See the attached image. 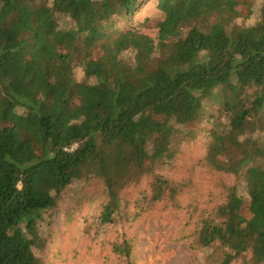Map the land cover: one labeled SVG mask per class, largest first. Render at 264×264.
<instances>
[{"label":"trees","instance_id":"1","mask_svg":"<svg viewBox=\"0 0 264 264\" xmlns=\"http://www.w3.org/2000/svg\"><path fill=\"white\" fill-rule=\"evenodd\" d=\"M203 133L233 178L216 207L156 174ZM144 178L148 217L188 211L198 264H264V0H0V264H45L55 211L95 184L104 238Z\"/></svg>","mask_w":264,"mask_h":264},{"label":"rangeland","instance_id":"2","mask_svg":"<svg viewBox=\"0 0 264 264\" xmlns=\"http://www.w3.org/2000/svg\"><path fill=\"white\" fill-rule=\"evenodd\" d=\"M151 35L155 36V33ZM205 120H209V114ZM215 122L213 119L211 124ZM208 141L203 133L195 142L174 145L176 148L171 149H177L176 165L166 170L160 168L156 174L176 180H190L196 189L193 190L202 196V206L216 207L226 199L233 178L221 172L211 173L204 160ZM184 166L188 169H184ZM147 185L148 180L144 178L139 186L121 191L129 219L109 231L104 238L99 234L100 214L106 205L101 185L86 187L85 199L75 208L66 210L58 207L52 224V238L45 253V264H125L111 254L112 243L118 242L123 234L134 241L135 264H198L201 254L191 246V233L180 238V230L184 226L189 231L188 211L180 205L170 206L163 212L157 208L156 216L148 217L146 208L150 205L144 202L149 190ZM183 202L188 206L192 200L185 198Z\"/></svg>","mask_w":264,"mask_h":264}]
</instances>
